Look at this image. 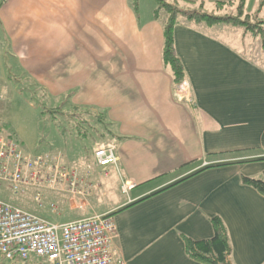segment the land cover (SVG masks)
Masks as SVG:
<instances>
[{"label": "crops", "instance_id": "obj_1", "mask_svg": "<svg viewBox=\"0 0 264 264\" xmlns=\"http://www.w3.org/2000/svg\"><path fill=\"white\" fill-rule=\"evenodd\" d=\"M171 1L199 9L226 2L237 10L242 2L253 20L264 21V0ZM141 9L134 0H0V41L19 66L18 73L9 69L8 82H33L114 124L117 164L107 176L94 167L85 197L44 188L60 195L51 215L63 216L58 203L78 212L59 222L113 215V250L127 264H202L188 241L212 238L219 217L230 262L263 264L264 194L244 180L264 175V61L250 53L256 36L228 22L179 21L174 45L190 97L179 100L163 59L166 19ZM2 111L0 127L12 122ZM88 164L75 168L83 173Z\"/></svg>", "mask_w": 264, "mask_h": 264}, {"label": "built area", "instance_id": "obj_2", "mask_svg": "<svg viewBox=\"0 0 264 264\" xmlns=\"http://www.w3.org/2000/svg\"><path fill=\"white\" fill-rule=\"evenodd\" d=\"M177 97L190 100L185 81L177 86ZM117 147L115 137L97 142L92 148L93 163L82 173L56 156L25 153L13 138L0 133V182L9 183L16 194L36 188L35 200L40 205L44 188L67 191L72 198L85 197L93 187L90 177L94 167L107 176L109 166L117 164ZM131 188L129 182L122 184L124 192ZM117 236L115 219L109 213L54 222L0 198V254L7 259L37 257L48 264H127L124 258L115 256L113 241Z\"/></svg>", "mask_w": 264, "mask_h": 264}, {"label": "rangeland", "instance_id": "obj_3", "mask_svg": "<svg viewBox=\"0 0 264 264\" xmlns=\"http://www.w3.org/2000/svg\"><path fill=\"white\" fill-rule=\"evenodd\" d=\"M165 1L172 3L171 0ZM135 3L137 5L140 4L142 11L148 8L154 11L160 7L158 0H136ZM154 7L155 9H153ZM216 7L213 4L207 5L204 9H199L197 6H190L189 8L191 9H189L186 4L179 5V8L182 10L200 11L209 14L215 13L221 16H237L239 13L237 8L229 4L224 10H218ZM160 13L161 17L165 20L168 14L165 7L161 8ZM243 18L248 19L246 17ZM249 20H251L252 24L258 22L253 19ZM179 21L191 23L183 12L179 14ZM239 26L243 27V31L253 35L244 25L239 24ZM239 31L237 30L238 36H240ZM255 36L257 45L253 49L254 52L250 53H253L254 59L263 63L264 52L261 51L260 44L261 42L264 43V41L261 35ZM10 53L9 43L0 41V70L3 72L2 76L4 75L5 79V81L0 83V108L4 109L2 112H6L12 121L9 124L4 123V127H0V133L13 138L25 153L32 155L47 154L50 156L61 154L65 164L71 168L80 166L79 164H86L87 162L93 163L90 153L93 146L99 142L97 140L98 134L93 132L94 130L89 127L88 123L80 124L78 117L72 116L73 113L78 111L72 108L70 102H61L60 98L54 97L50 91L36 87L33 82L29 85L25 84V87L18 84H14L13 87V84L8 82L10 80L9 69H13L15 73H18L19 66L17 60ZM19 86H22V89H19ZM81 131L86 132L84 134ZM261 178H264V175ZM35 190L27 189L24 194H16L9 183L0 182V198L25 210L36 212L42 216H47L48 214L51 220L57 222L69 220L72 215L78 213L76 212L71 215L65 209H61L62 207L58 203V211L63 213V216L53 217L54 215H51L52 204H55L59 200L60 195L56 196L53 193L45 195L42 189L44 196L48 197L42 202L43 205H40L35 200ZM0 264L48 263L43 258L32 257L30 260L20 258L7 259L0 254Z\"/></svg>", "mask_w": 264, "mask_h": 264}, {"label": "trees", "instance_id": "obj_4", "mask_svg": "<svg viewBox=\"0 0 264 264\" xmlns=\"http://www.w3.org/2000/svg\"><path fill=\"white\" fill-rule=\"evenodd\" d=\"M135 2L136 0H134V3ZM158 2L160 7L156 10V16H161L160 10L162 7H165L166 12L168 13L165 17L166 25L163 59L166 67L171 70L176 85L183 83L186 79L184 65L178 57L174 45V27L179 23L180 12L186 14L191 20L204 22L208 25H214L220 22L244 25L248 31L264 37V21L260 20L256 24H252L250 22L251 20H249L252 19V17L244 11V4L242 2L238 7L239 13L237 16H221L215 13L209 14L200 11L182 10L177 4L168 3L165 0H158ZM135 5H137V3H135ZM226 6V2H219L218 10L224 9ZM243 17L248 19H244ZM68 102H70V100H68ZM71 106L74 110L78 111L73 113L72 116L74 115L78 117L80 124L88 123L89 127L94 130L93 132L98 134V141L114 138V124L107 118L104 112L90 107ZM244 180L264 194V178H244ZM213 225L214 236L206 240L188 241V252L202 264H232L229 260L231 245L227 229L219 217L213 218Z\"/></svg>", "mask_w": 264, "mask_h": 264}]
</instances>
